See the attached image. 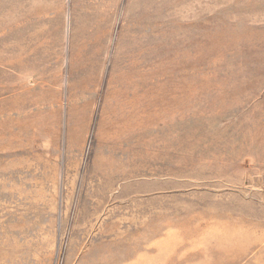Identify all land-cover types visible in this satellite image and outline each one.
Listing matches in <instances>:
<instances>
[{
	"label": "rangeland",
	"instance_id": "1",
	"mask_svg": "<svg viewBox=\"0 0 264 264\" xmlns=\"http://www.w3.org/2000/svg\"><path fill=\"white\" fill-rule=\"evenodd\" d=\"M0 264H264V0H0Z\"/></svg>",
	"mask_w": 264,
	"mask_h": 264
}]
</instances>
